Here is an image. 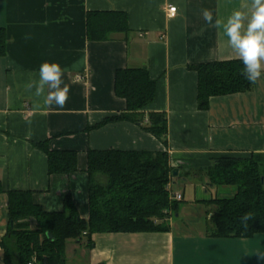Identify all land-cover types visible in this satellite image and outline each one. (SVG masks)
<instances>
[{
	"label": "crops",
	"instance_id": "obj_1",
	"mask_svg": "<svg viewBox=\"0 0 264 264\" xmlns=\"http://www.w3.org/2000/svg\"><path fill=\"white\" fill-rule=\"evenodd\" d=\"M242 2L0 0V29L8 41L6 55L0 57V264L9 191L31 192L46 212L63 211L70 196L81 218L88 220L90 150L159 152L165 147L171 168L179 170L171 188L183 180L191 187L188 198L193 203L182 195L185 203H179L167 233L95 234L92 249L86 239L70 241L67 248L77 253L79 264H264V234L247 239L209 236L204 203L236 193L211 186L208 170L217 159L264 154V78L252 92L212 98L209 109L200 111L197 75L191 69L239 60L223 33L205 22L202 10L226 18ZM169 6L177 8L174 19L167 15ZM95 12L126 14L130 33L90 42L87 16ZM45 61L65 70L71 91L63 109H36L42 100L25 90L30 79H38ZM126 68H147L156 82L155 100L141 112L142 123L103 124L127 112L126 101L114 91L116 72ZM152 113L167 118L165 145L145 130ZM40 144L51 152H76L77 172L50 176Z\"/></svg>",
	"mask_w": 264,
	"mask_h": 264
},
{
	"label": "trees",
	"instance_id": "obj_2",
	"mask_svg": "<svg viewBox=\"0 0 264 264\" xmlns=\"http://www.w3.org/2000/svg\"><path fill=\"white\" fill-rule=\"evenodd\" d=\"M128 17L118 12H95L87 16V37L103 43L114 34L128 35ZM7 34L0 29V57L6 55ZM241 60L202 64L191 68L197 75L198 109L207 111L210 100L250 93V83L241 74ZM115 95L126 101L127 112L110 122L144 121L141 112L155 100L156 82L147 68L121 69L116 72ZM167 118L149 114L145 130L165 145ZM48 157L49 175H71L78 170L77 153L51 152L38 145ZM89 219L81 218L70 196L61 212H46L35 204L33 194L9 191V223L1 242L4 264H67L70 241L86 239L92 249L95 234L167 233L170 213H179V202L172 200L173 169L164 151H93L88 152ZM212 187L235 190L232 197L204 203L209 207L207 234L214 238H253L264 234V154L224 156L208 170ZM3 187L0 183V194ZM246 213L252 218L247 226L241 221ZM34 222L35 227H31Z\"/></svg>",
	"mask_w": 264,
	"mask_h": 264
},
{
	"label": "clouds",
	"instance_id": "obj_3",
	"mask_svg": "<svg viewBox=\"0 0 264 264\" xmlns=\"http://www.w3.org/2000/svg\"><path fill=\"white\" fill-rule=\"evenodd\" d=\"M202 17L226 37L228 46L243 63L241 74L245 79L255 83L264 78V0H243L226 18H214L211 10L203 9ZM64 71L59 63L45 61L39 66L38 79L25 84L26 91L42 100L36 109H63L67 104L71 89L64 81ZM250 218L251 214L246 213L241 221L247 226Z\"/></svg>",
	"mask_w": 264,
	"mask_h": 264
},
{
	"label": "rangeland",
	"instance_id": "obj_4",
	"mask_svg": "<svg viewBox=\"0 0 264 264\" xmlns=\"http://www.w3.org/2000/svg\"><path fill=\"white\" fill-rule=\"evenodd\" d=\"M176 184L173 185V189H172V193L175 195L177 192H180L181 195H184L186 196L185 198V201H188V203H193V202H190L189 198L190 197V194L189 191L191 190V187H186V183L183 181V180H179V181H175ZM230 190H233V189H230ZM225 192V191H223ZM223 194H226V193H223ZM230 197V196H229ZM180 204L184 205L183 203L185 202H179ZM209 209V207H207ZM210 210V209H209ZM175 213L174 212H171L170 213V221H169V224L171 226V224L173 223V221H175ZM66 258H67V264H79L80 263V258L78 257L77 253H75V251L71 248V247H68L67 248V251H66Z\"/></svg>",
	"mask_w": 264,
	"mask_h": 264
},
{
	"label": "built area",
	"instance_id": "obj_5",
	"mask_svg": "<svg viewBox=\"0 0 264 264\" xmlns=\"http://www.w3.org/2000/svg\"><path fill=\"white\" fill-rule=\"evenodd\" d=\"M167 15H168V17L170 18V19H174V18H176V16H177V8L176 7H174V6H169L168 8H167ZM81 79H83V78H81V77H78L77 78V81H80ZM171 198H172V200H174V201H176V202H181L182 200H183V198H182V195H180V194H171ZM32 264V263H31Z\"/></svg>",
	"mask_w": 264,
	"mask_h": 264
},
{
	"label": "water",
	"instance_id": "obj_6",
	"mask_svg": "<svg viewBox=\"0 0 264 264\" xmlns=\"http://www.w3.org/2000/svg\"><path fill=\"white\" fill-rule=\"evenodd\" d=\"M179 170L175 169L173 170V178H176L178 176Z\"/></svg>",
	"mask_w": 264,
	"mask_h": 264
}]
</instances>
